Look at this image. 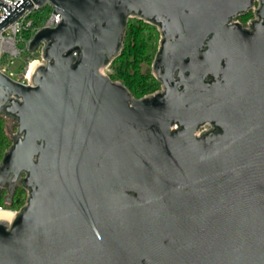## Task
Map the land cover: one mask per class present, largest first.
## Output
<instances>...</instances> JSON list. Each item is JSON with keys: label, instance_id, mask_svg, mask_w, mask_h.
I'll return each mask as SVG.
<instances>
[{"label": "water", "instance_id": "1", "mask_svg": "<svg viewBox=\"0 0 264 264\" xmlns=\"http://www.w3.org/2000/svg\"><path fill=\"white\" fill-rule=\"evenodd\" d=\"M46 4L29 82L0 71V194L27 190L0 264H264V0H0V54ZM131 17L160 33L138 99L104 72Z\"/></svg>", "mask_w": 264, "mask_h": 264}, {"label": "trees", "instance_id": "2", "mask_svg": "<svg viewBox=\"0 0 264 264\" xmlns=\"http://www.w3.org/2000/svg\"><path fill=\"white\" fill-rule=\"evenodd\" d=\"M33 14L37 17L33 23L36 26H42L47 18L44 20L39 13L36 15L33 12ZM251 16L250 12L239 16L238 19L244 24ZM26 37L29 38L30 34ZM159 41L160 33L155 25H150L138 18H129L123 50L111 63L112 73L109 76L113 81L121 82L137 99L161 88V83L152 72ZM12 144L13 138L7 130V120L4 116H0V163ZM26 199L27 190L23 185H19L13 195H9L5 188L0 194V207L16 211L25 205Z\"/></svg>", "mask_w": 264, "mask_h": 264}, {"label": "built area", "instance_id": "3", "mask_svg": "<svg viewBox=\"0 0 264 264\" xmlns=\"http://www.w3.org/2000/svg\"><path fill=\"white\" fill-rule=\"evenodd\" d=\"M8 5H13L17 0H3ZM258 8V2L255 3V6L250 9L251 12L255 15V10ZM37 6L32 11H26L24 15L10 24L2 32V42H1V54H0V71L9 77L26 84L29 82V76L27 75V68L23 79H16L17 72L14 67L15 61L28 50V43L34 33H36L39 27L33 26V21L30 18V15L38 10ZM52 9V8H51ZM249 11V12H250ZM4 14V9L0 8V16ZM256 18V16H255ZM62 17L60 14L54 15L53 10H51L50 15L47 17L44 26L47 27H56L61 21ZM254 19V18H253ZM252 20V19H251ZM249 22L247 23L248 26ZM43 26V27H44ZM26 34H30V37L27 38ZM41 51V50H40ZM38 61V60H37ZM22 77V76H21ZM209 129V125H204L200 128L198 134Z\"/></svg>", "mask_w": 264, "mask_h": 264}, {"label": "rangeland", "instance_id": "4", "mask_svg": "<svg viewBox=\"0 0 264 264\" xmlns=\"http://www.w3.org/2000/svg\"><path fill=\"white\" fill-rule=\"evenodd\" d=\"M39 10V9H38ZM38 10H35L34 12L36 13H39V15L45 20L49 15H50V12H51V6L49 4H46L45 6H43L42 8H40V11ZM251 12V11H250ZM250 12H248L247 14H249ZM252 16L249 17L245 22H244V26H247V23L255 18V15L253 14V12H251ZM30 18L32 19V21L36 20V16H34V14L30 15ZM131 18H136V17H131ZM239 18V17H238ZM237 18V19H238ZM139 19V18H138ZM142 20V19H141ZM239 20V19H238ZM46 21V20H45ZM144 21V20H143ZM240 21V20H239ZM146 22V21H145ZM241 22V21H240ZM45 23V22H44ZM44 23L42 26H36L35 23H33V26H36V27H39V28H42L44 26ZM148 23V22H147ZM243 23V22H242ZM150 24V23H149ZM150 25H153V24H150ZM157 28V27H156ZM158 30V29H157ZM27 35V34H26ZM41 58V52H40V49H38V51H36L35 53H29L28 50L26 49L25 52H23V54L15 61V65L14 67L16 69H14L15 72H17V76H16V79H20L22 80L23 79V75L25 74V71H26V68L28 66V64L31 62V61H37V60H40ZM104 72L109 75L112 73V68L109 66L107 67ZM22 76V77H21ZM26 84H27V81H26ZM161 89V88H160ZM159 89V90H160ZM6 118V117H5ZM7 120V130L12 134H15L16 131H17V123L15 121H13L12 119L10 118H6ZM24 207V206H23ZM22 207V208H23ZM21 208V209H22ZM20 210V209H19ZM19 210H16L19 211Z\"/></svg>", "mask_w": 264, "mask_h": 264}, {"label": "clouds", "instance_id": "5", "mask_svg": "<svg viewBox=\"0 0 264 264\" xmlns=\"http://www.w3.org/2000/svg\"><path fill=\"white\" fill-rule=\"evenodd\" d=\"M15 216V210L0 207V222L7 221L8 223H11L14 220Z\"/></svg>", "mask_w": 264, "mask_h": 264}, {"label": "bare ground", "instance_id": "6", "mask_svg": "<svg viewBox=\"0 0 264 264\" xmlns=\"http://www.w3.org/2000/svg\"><path fill=\"white\" fill-rule=\"evenodd\" d=\"M37 66V61H31L28 66H27V75L30 77L32 74L33 70Z\"/></svg>", "mask_w": 264, "mask_h": 264}]
</instances>
